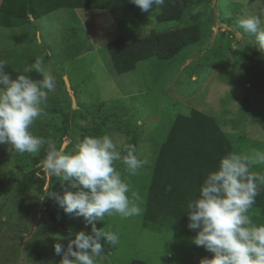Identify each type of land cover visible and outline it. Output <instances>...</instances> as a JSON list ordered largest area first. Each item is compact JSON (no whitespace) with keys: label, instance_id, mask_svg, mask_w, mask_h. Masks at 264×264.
<instances>
[{"label":"rangeland","instance_id":"374dc122","mask_svg":"<svg viewBox=\"0 0 264 264\" xmlns=\"http://www.w3.org/2000/svg\"><path fill=\"white\" fill-rule=\"evenodd\" d=\"M193 14L183 22L159 23L154 13L143 12L136 38L151 31L165 32L194 22L202 32L200 42L170 61L151 58L129 73L117 74L107 44L120 35L105 10L59 9L20 27L0 26V60L25 71L43 57L56 77L45 114L32 126L35 135L67 142L77 138L111 134L121 145L137 140L142 158L150 164L140 174L127 177L124 166H115L147 202L148 189L160 146L177 115L191 110L217 118L224 131L239 136L234 152L264 150V95L246 86L240 65L242 51L255 37L244 32L238 18L244 13L264 12L261 0H197ZM27 35L17 42L15 37ZM257 49L256 46L251 45ZM258 50V49H257ZM264 52V50H262ZM28 72V71H27ZM136 119L143 125L137 127ZM37 155L12 153L0 145V264H60L54 251L57 242L83 230V218L64 213L49 192L63 194L67 182L45 172ZM252 171L264 174V166ZM75 191V189H73ZM122 219L106 216L97 228L118 231V245H104L102 264H199L200 252L192 239L177 231H151L143 215Z\"/></svg>","mask_w":264,"mask_h":264},{"label":"clouds","instance_id":"9594fccd","mask_svg":"<svg viewBox=\"0 0 264 264\" xmlns=\"http://www.w3.org/2000/svg\"><path fill=\"white\" fill-rule=\"evenodd\" d=\"M142 12H150V19L165 0H129ZM244 32L255 37L249 41L264 50V12L244 13L238 18ZM7 61L0 60V145L8 151L37 155L46 146V157L41 161L45 172L67 182L63 194L49 192L64 213L83 218L91 226V234L70 231L67 246L57 242L54 251L62 255L60 264H102L104 248L101 239L118 245V231L97 228V222L106 216L118 215L122 219L143 214L145 197L130 184L127 177L140 174L149 164L142 158L137 145L125 144L111 134L78 137L69 150L67 142L35 135L33 124L45 114L50 93L56 91V77L43 57H37L30 68L42 79L19 74L15 78L5 71ZM135 125H143L136 119ZM119 161L124 172L117 170ZM264 166V150L250 153L231 152L219 161L216 170L210 171L200 186L197 198L187 204L188 228L195 231L192 242L212 253L199 264H264V224H257L249 215L264 187V174L252 171ZM75 189V191H73ZM171 191V186L168 187Z\"/></svg>","mask_w":264,"mask_h":264},{"label":"trees","instance_id":"16d2710c","mask_svg":"<svg viewBox=\"0 0 264 264\" xmlns=\"http://www.w3.org/2000/svg\"><path fill=\"white\" fill-rule=\"evenodd\" d=\"M197 2L165 0V4L159 7L157 21L183 22L193 14ZM59 9L105 10L111 14L120 35L107 44V50L113 69L119 75L135 70L140 62L151 58L170 61L202 38L196 22L165 32L151 31L136 38L143 12L129 0H0V26L20 27L30 19L39 20ZM25 39V34L15 37L17 42ZM242 54L245 62L240 68L247 85L264 95V52L246 45ZM5 71L13 78L24 74L42 79L35 71L15 69L10 64H6ZM94 136H99L98 132ZM235 140H240L239 136L224 131L217 118L205 112L193 109L188 114L177 115L157 155L143 215L145 228L177 231L192 239L196 232L188 228L187 204L197 198L204 178L218 168L221 157L234 152ZM127 144L137 145V140ZM169 186L171 191L167 190ZM249 215L255 223L264 224V187L260 189ZM83 231L91 234V226L84 223ZM212 255L206 250L200 252L201 258ZM131 264L145 263L135 260Z\"/></svg>","mask_w":264,"mask_h":264},{"label":"crops","instance_id":"0c3cea01","mask_svg":"<svg viewBox=\"0 0 264 264\" xmlns=\"http://www.w3.org/2000/svg\"><path fill=\"white\" fill-rule=\"evenodd\" d=\"M246 86H247V87H250L249 85H247V83H246Z\"/></svg>","mask_w":264,"mask_h":264}]
</instances>
